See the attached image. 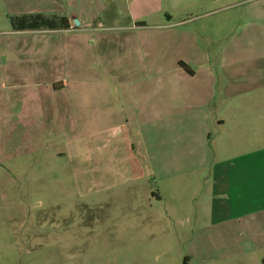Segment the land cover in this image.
<instances>
[{"label":"rangeland","instance_id":"rangeland-1","mask_svg":"<svg viewBox=\"0 0 264 264\" xmlns=\"http://www.w3.org/2000/svg\"><path fill=\"white\" fill-rule=\"evenodd\" d=\"M232 1L0 0V264H264V155L234 160L249 169L225 193L212 189L217 133L198 121L211 112L183 121L184 91L206 73L189 61L198 81H185L173 52L153 51L166 34L147 25L193 16L176 31L244 59L211 61L223 84L234 69L251 73L247 86L264 82V17ZM44 8L88 27L57 36L56 62L89 59L56 92L42 74V34L12 32L11 17ZM253 30L254 43L232 42ZM125 87L142 90L158 122L123 123L135 112Z\"/></svg>","mask_w":264,"mask_h":264},{"label":"crops","instance_id":"crops-1","mask_svg":"<svg viewBox=\"0 0 264 264\" xmlns=\"http://www.w3.org/2000/svg\"><path fill=\"white\" fill-rule=\"evenodd\" d=\"M230 5H247L250 9L256 7L262 12V16L264 17V0H233L226 6ZM39 10H42V13L46 11L45 8L44 11L43 9H33L29 11H36L35 13H37L40 12ZM60 13V15H63L64 12L61 11ZM171 18V15H167L166 20L168 22L161 21L147 24L150 28H156L166 34L160 48L158 40L154 41L156 47L153 51L159 53V49H162L170 53L173 52L178 62L174 63L175 65L177 64L176 69L179 70V75L181 74L185 81H198V71L190 66L189 61H196L198 67L204 69L206 77L203 81V85L197 86L198 88L189 85L184 91V106L187 115H183V121H193L195 123V118L191 115L193 111L197 109L201 110L206 108L211 112V114L204 112V115L199 116L198 121L203 118L206 122L208 121L214 124V129L217 134L211 139L217 146L215 157H218V153H220V157H218V161L213 165L212 189L220 194L225 193V190L223 191L226 186L225 184L232 182L234 171H246L249 169L248 165L240 164L239 162L234 163V160L238 161L239 159H245L247 156L264 155V82L255 84L256 82L254 81V84L247 86L250 81L249 75L251 73L248 70L239 71L238 69H234L227 74V77H229L227 80L228 82L223 84V71L218 69L214 70L210 67L211 61L213 60L215 63L221 61V68L223 69L229 65H239L244 59L235 54H228L222 47H218V52L207 53L205 49L203 50L197 47L194 37V35L197 34L183 30L176 31V28L180 25L191 22L193 16L184 20H174L173 22L169 21ZM68 21L70 28L66 29L40 28L12 31L15 34H42V74L53 77L52 80L48 81V87L54 92L67 88V80H60V77H79L83 76L86 71L88 72L83 63L79 64V61L84 62L85 59H89L87 58V54L72 53L65 57V59L60 58V60H64L63 63L56 62V55H52V50L58 48V45H62L63 42L62 40H58L57 36H64L59 35V33L65 34L88 31V27L76 26L71 16H68ZM253 24L254 22L252 21V25H249V27L253 28ZM74 26L75 28L73 29ZM144 26V23L135 24L134 28ZM45 35L49 36L47 37ZM188 36H190V39L186 41L185 39ZM232 38V42L235 44L244 43V41L254 43V30L251 31V35L249 31L244 34V39L240 36V32L234 34ZM140 42L142 44L141 40ZM139 46L140 43L138 44V47ZM29 54L28 52L27 55ZM189 54H192V56H188ZM124 56V59L132 60V56L134 55L132 53H126ZM228 60L231 61V63L226 65V61ZM255 79L254 77V80ZM125 92L127 98L130 101H134V103L130 102V104L131 107H135V112L134 115L131 114V116L128 111L125 112V121L123 123L139 122L153 124L158 122L156 107L155 110L153 109L154 104L152 103L151 106L148 107L146 104L142 103L143 93L141 89L137 90L136 88L125 87ZM198 121H196V123ZM204 129L207 131L208 127ZM74 139L76 141L78 140L77 137ZM91 148L93 149L95 146ZM74 151L78 152L79 147L74 148ZM70 155L73 156L71 152ZM141 167L140 171L143 175ZM251 169H253V167ZM226 188L228 187L226 186ZM229 209L231 212L230 204ZM222 210L225 209L222 207ZM230 212L228 213V217H231Z\"/></svg>","mask_w":264,"mask_h":264},{"label":"trees","instance_id":"trees-1","mask_svg":"<svg viewBox=\"0 0 264 264\" xmlns=\"http://www.w3.org/2000/svg\"><path fill=\"white\" fill-rule=\"evenodd\" d=\"M14 30L40 28H68L69 21L65 16L46 15L44 13H24L11 17ZM142 24V23H141Z\"/></svg>","mask_w":264,"mask_h":264}]
</instances>
